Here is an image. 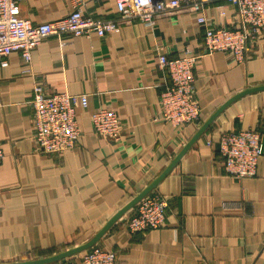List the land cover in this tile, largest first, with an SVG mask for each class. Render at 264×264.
<instances>
[{
	"label": "crops",
	"instance_id": "obj_1",
	"mask_svg": "<svg viewBox=\"0 0 264 264\" xmlns=\"http://www.w3.org/2000/svg\"><path fill=\"white\" fill-rule=\"evenodd\" d=\"M82 1L86 17H119L117 0ZM20 7L35 24L74 9L71 0H23ZM206 16L216 27L239 25L224 0L210 4ZM203 37L197 14L182 8L160 16L154 29L122 22L104 37H49L32 52L29 74L21 53L10 55L9 66L0 67V264L91 242L177 158L149 193L169 200L165 227L131 234L122 216L93 246L116 252L120 264H264V153L256 175L238 179L226 173L218 151L222 134L240 130H257L264 148V89L233 100L264 86V36L244 63L206 54ZM187 53L200 57L194 96L201 114L197 124L176 129L159 117L166 75L158 57ZM35 83L50 94L88 96V107L76 109L81 136L74 150L35 149ZM101 108L119 115L120 142L94 132L91 115ZM87 250L66 260L81 264Z\"/></svg>",
	"mask_w": 264,
	"mask_h": 264
},
{
	"label": "built area",
	"instance_id": "obj_2",
	"mask_svg": "<svg viewBox=\"0 0 264 264\" xmlns=\"http://www.w3.org/2000/svg\"><path fill=\"white\" fill-rule=\"evenodd\" d=\"M22 1L0 0V67H8L10 55L19 51L27 66L25 74L31 72L32 52L49 37L60 40L90 38L94 34L104 37L117 32L122 22H141L154 29L160 16L182 8L197 14V21L204 28L206 54L223 52L235 62L244 63L250 47L259 44L264 36V0H224L236 10L239 25L234 28L216 27L208 22L207 7L217 0H117L119 17L115 19L86 17L82 9L84 2L71 0L74 9L67 16L38 24L21 16ZM199 58L189 53L180 58L165 54L158 57L159 68L166 75L159 96V117L176 129L197 124L200 119L201 108L194 96V71ZM31 105L35 149L49 155L74 150L81 136L76 109L88 107V96L50 94L35 83ZM91 123L97 135L115 143L122 139V122L116 111L101 108L91 115ZM218 151L227 174L238 179L252 178L264 153L262 136L257 130L226 132L220 137ZM3 159L0 146V164ZM168 207V198L152 192L123 215L122 225L131 234L162 229ZM56 264L71 263L66 260ZM81 264L120 263L116 252L93 246L82 255Z\"/></svg>",
	"mask_w": 264,
	"mask_h": 264
},
{
	"label": "water",
	"instance_id": "obj_3",
	"mask_svg": "<svg viewBox=\"0 0 264 264\" xmlns=\"http://www.w3.org/2000/svg\"><path fill=\"white\" fill-rule=\"evenodd\" d=\"M264 89V86L263 87H259V88H254V89H249L239 95H237L234 99H237L239 97H242L246 94H249V93H252V92H255V91H258V90H263ZM214 118H212L211 120H213ZM202 132V131H201ZM200 132V133H201ZM199 133V134H200ZM198 137V135L195 137V139ZM191 144H189L184 150L183 152L178 156L179 158L185 153V151L188 149V147H190ZM176 161H178V158L177 160H175L173 163H172V166L176 163ZM172 166L170 168H168L164 174H162V176L160 178H158L148 189H146L143 193H141L139 196H137L130 204H128L125 208H123L122 210H120L107 224L106 226L95 236V238L83 245V246H80L78 248H74V249H71V250H67V251H64V252H61L59 254H55V255H52V256H48V257H44V258H38V259H31V260H27V261H22V262H14V263H2V264H53V263H57V262H64L66 261L67 258L77 254V253H80V252H83L87 249H89L91 246H93L98 240L99 238H101L103 236V234L109 230V228L115 223L117 222L123 215H125L133 206H135L142 198H144L146 195H148L156 186L157 184L159 183V181L171 170Z\"/></svg>",
	"mask_w": 264,
	"mask_h": 264
},
{
	"label": "rangeland",
	"instance_id": "obj_4",
	"mask_svg": "<svg viewBox=\"0 0 264 264\" xmlns=\"http://www.w3.org/2000/svg\"><path fill=\"white\" fill-rule=\"evenodd\" d=\"M27 260H31V259H24V260H19V261H16V262H22V261H27ZM33 260V259H32ZM10 263H14V262H10ZM58 263V262H57ZM53 264H56V263H53Z\"/></svg>",
	"mask_w": 264,
	"mask_h": 264
}]
</instances>
